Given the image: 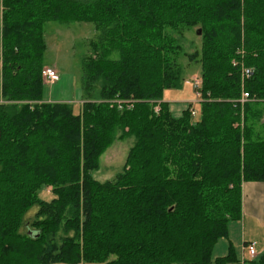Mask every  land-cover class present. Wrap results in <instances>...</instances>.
<instances>
[{"label": "trees", "instance_id": "obj_1", "mask_svg": "<svg viewBox=\"0 0 264 264\" xmlns=\"http://www.w3.org/2000/svg\"><path fill=\"white\" fill-rule=\"evenodd\" d=\"M50 21L101 30L80 57L77 115L42 100ZM181 56L200 64L197 122L192 103L174 115L163 101L181 87ZM263 117L264 0H0V264H264L239 261L230 242L212 258L241 216L242 184L264 182ZM128 137L122 171L94 179L100 154Z\"/></svg>", "mask_w": 264, "mask_h": 264}, {"label": "rangeland", "instance_id": "obj_2", "mask_svg": "<svg viewBox=\"0 0 264 264\" xmlns=\"http://www.w3.org/2000/svg\"><path fill=\"white\" fill-rule=\"evenodd\" d=\"M195 27L185 31L184 35V49L187 53L193 50H199L200 38L195 33ZM44 53L43 65L44 67H53L59 75L57 81L48 84L44 81L42 87V100L47 102L66 101L71 104L74 115L80 113L81 103L83 102V94L80 82V57L91 56L96 52V48L100 43L101 30H96L94 25L89 22H73L70 24H59L56 22H47L43 27ZM193 41V47L190 45ZM179 63L183 69V79L180 88H167L163 91L165 100L178 103L192 102L193 109L196 114L191 115V120L197 122L200 119V100L197 98L192 87L193 76H200V64L198 58L190 60L187 56H181ZM242 90L245 91L243 82L241 84ZM260 108L261 105L257 104ZM256 106V105H255ZM264 120V117L262 121ZM260 121L255 123V127L260 129ZM134 138L128 137L124 139H114L111 144L100 154L98 159V169L92 172L94 179L104 182L112 180L117 173L121 172L125 163V159L129 148L133 145ZM39 196L42 199L49 200L52 198V193L49 187H43L39 191ZM36 210L32 207L25 215V220H30ZM239 219V218H238ZM231 220L229 222L237 223L240 233V227L245 228L246 237L254 236L258 241L263 240L264 230L252 225L249 217L241 218L239 220ZM245 219V220H244ZM228 222V223H229ZM232 223L229 225L231 226ZM25 229H21L23 232ZM248 230V231H247ZM242 231V229H241ZM263 231V232H262ZM231 239L236 241L233 235ZM222 239V238H219ZM218 239V240H219ZM228 240L229 238H224ZM216 242L215 250H212V258L221 254L219 249L222 240ZM234 247V246H233ZM241 248V245H240ZM241 250V249H240ZM226 252V250H225ZM241 253V251H240ZM258 254L255 256L258 259ZM248 257L246 251L244 252L243 260L247 261ZM62 264V263H58ZM80 264H103L101 262H84Z\"/></svg>", "mask_w": 264, "mask_h": 264}, {"label": "crops", "instance_id": "obj_3", "mask_svg": "<svg viewBox=\"0 0 264 264\" xmlns=\"http://www.w3.org/2000/svg\"><path fill=\"white\" fill-rule=\"evenodd\" d=\"M163 101L169 103L170 110L174 115H180L186 103H192V108H193V101L192 102L183 101L180 104H178V103L169 102L165 100L164 97H163ZM241 195H242V212L239 219L245 218L247 216L250 218V222L252 225L255 223V227L258 226L259 228H261V230L262 229L264 230V182H256V181L244 182L242 184ZM231 223L232 225L229 226ZM240 228L242 229V231L240 229V233H239L238 232L239 227L237 223H233V222L228 223L227 237L229 239L228 240L224 239L227 237H221L222 239H219L222 240V242L220 243L221 248L219 249L221 254H219L218 256H223L228 252V245L230 242L234 246L236 257L239 259V261H243L244 252H245L244 244L250 241L255 243L256 253L259 256L264 255V238L263 240L258 241V239L250 235L249 232H248L249 235H247L249 237L247 238L245 228L243 229V225H241ZM231 235H233V237L236 238V241L230 238ZM215 248H216V244L214 245L213 250H215Z\"/></svg>", "mask_w": 264, "mask_h": 264}, {"label": "built area", "instance_id": "obj_4", "mask_svg": "<svg viewBox=\"0 0 264 264\" xmlns=\"http://www.w3.org/2000/svg\"><path fill=\"white\" fill-rule=\"evenodd\" d=\"M41 75H42L44 81L48 84L54 83L59 78L58 72L52 67H43V69L41 71ZM250 75H251V69L250 68H243L242 69V72H241L242 79L247 78ZM201 83L202 82H201L200 76H196V75L193 76L192 87H193V90L195 92L196 99L198 98L199 100L201 99V93H200ZM248 100H250L249 93L247 91L242 90L241 96L239 98V102L241 104H243L244 102H246ZM117 105H118L119 109H122V107H123L122 101L118 100ZM154 109L157 110L158 107L155 106ZM190 112H191V115L195 114V111L192 107H190ZM244 249H245V251H246V253L250 259L254 258L257 255L256 249H255V243L252 241L245 243Z\"/></svg>", "mask_w": 264, "mask_h": 264}, {"label": "water", "instance_id": "obj_5", "mask_svg": "<svg viewBox=\"0 0 264 264\" xmlns=\"http://www.w3.org/2000/svg\"><path fill=\"white\" fill-rule=\"evenodd\" d=\"M197 34H200V30L198 29Z\"/></svg>", "mask_w": 264, "mask_h": 264}]
</instances>
